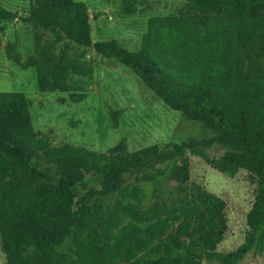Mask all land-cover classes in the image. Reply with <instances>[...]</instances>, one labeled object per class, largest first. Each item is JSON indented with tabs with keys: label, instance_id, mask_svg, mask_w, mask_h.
<instances>
[{
	"label": "trees",
	"instance_id": "obj_1",
	"mask_svg": "<svg viewBox=\"0 0 264 264\" xmlns=\"http://www.w3.org/2000/svg\"><path fill=\"white\" fill-rule=\"evenodd\" d=\"M135 1L145 0H121ZM184 1L177 13L149 17L137 51L115 38L93 41L83 1L29 0L23 16L0 5L1 20L18 18L35 31L34 53L23 57L15 41L4 50L20 68L35 69L38 90L81 100L77 77L91 75L85 49L92 48L209 132L136 150L123 139L102 152L53 145L34 129L24 93L0 91L6 264H237L249 252L264 256V0ZM216 146L223 154L208 157ZM188 152L228 176L246 169L256 183L247 232L231 250H217L225 201L189 180ZM123 215L137 222L110 243Z\"/></svg>",
	"mask_w": 264,
	"mask_h": 264
},
{
	"label": "rangeland",
	"instance_id": "obj_2",
	"mask_svg": "<svg viewBox=\"0 0 264 264\" xmlns=\"http://www.w3.org/2000/svg\"><path fill=\"white\" fill-rule=\"evenodd\" d=\"M79 1L88 7L93 41L115 38L132 51L140 48L149 17L177 13L185 2L145 0L126 6L121 0ZM0 5L17 12L18 16L26 15L29 10V0H0ZM50 36L46 31L45 37ZM9 41H15L17 51L25 57L35 52V31L31 24L21 19H0V91L24 93L30 102L34 129L53 145L69 143L102 152L123 139L129 150H136L150 144L161 146L209 135L199 122L185 118L180 111L166 105L130 68L92 48L85 49L86 59L93 69L91 75L77 77L83 80V88L75 89V92L84 93L81 100L72 101L67 91H40L35 69H22L6 56L4 45ZM114 111L118 113H112ZM205 152L208 157H219L223 149L216 146ZM187 155L189 180L225 201L227 225L217 250H231L244 240L247 232L246 215L254 199L256 183L246 169L228 176L212 167L201 155L191 152ZM90 184L99 186L94 180ZM79 190L80 193L85 191L80 187ZM136 222L123 215L118 226L112 228L110 243ZM0 264H6L1 248ZM201 264L218 263L203 260ZM237 264H264V256L249 252Z\"/></svg>",
	"mask_w": 264,
	"mask_h": 264
}]
</instances>
